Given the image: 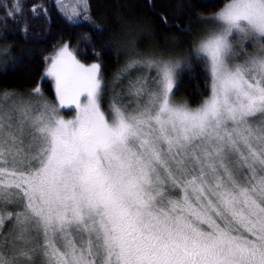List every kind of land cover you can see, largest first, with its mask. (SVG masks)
Segmentation results:
<instances>
[{
    "label": "snow or ice",
    "instance_id": "1",
    "mask_svg": "<svg viewBox=\"0 0 264 264\" xmlns=\"http://www.w3.org/2000/svg\"><path fill=\"white\" fill-rule=\"evenodd\" d=\"M56 5L92 22L89 0ZM202 22L199 107L174 100L180 60L135 52L105 111L101 64L67 43L45 76L74 119L40 87L0 91V264H264V0H226Z\"/></svg>",
    "mask_w": 264,
    "mask_h": 264
},
{
    "label": "trees",
    "instance_id": "2",
    "mask_svg": "<svg viewBox=\"0 0 264 264\" xmlns=\"http://www.w3.org/2000/svg\"><path fill=\"white\" fill-rule=\"evenodd\" d=\"M224 3L226 0H89L92 22L77 25L61 15L56 0H20L23 13L15 21L4 18V8L13 0H0V45L13 51L6 67H0V91L29 93L42 84L45 94L55 98L54 83L43 74L46 58L65 43L76 50L81 62H99L105 83L111 81L127 63L125 39L138 35L139 48L154 39L159 46L172 40L182 57L187 56L176 94L197 106L209 95L210 75L206 63L196 59V31L206 27L202 17L215 13ZM35 6L40 7L36 13ZM82 34L91 38V46H85ZM17 59L21 62L14 64Z\"/></svg>",
    "mask_w": 264,
    "mask_h": 264
},
{
    "label": "rangeland",
    "instance_id": "3",
    "mask_svg": "<svg viewBox=\"0 0 264 264\" xmlns=\"http://www.w3.org/2000/svg\"><path fill=\"white\" fill-rule=\"evenodd\" d=\"M64 2L68 6L69 10L71 9V7H73L75 5V0H64ZM15 3H16V0H13V4H15ZM19 4H20V0H19ZM20 6L21 7H24L23 4L20 5ZM35 8L38 9V10L40 9L39 6L38 7L35 6ZM204 30H206V27H205ZM204 30L202 28H200V29H198L196 31V36L198 37L197 38V41L203 35V33L205 32ZM137 37H138V35H133L131 38H126L125 41H124V45H126V47H125L126 48V51H128L127 52V55H128L127 56V62H128V59H129L130 54L135 53V52H139L140 54H144V55L151 54V53H155L157 55H163L166 58H171L173 60H180L181 63H182V68H183V65L186 63L185 59L187 58V56L186 57L185 56L182 57V54L177 50L176 47H174V42L172 40H169L164 46H159L158 45V41L154 39L152 42L148 41L147 45L143 46L142 48H139V47H137L138 44H139L137 42L138 41L137 40ZM62 46L63 45H60L59 47H62ZM59 47L56 50H58ZM69 47H70V50H72L74 52V54L76 55L77 59L80 61V59L77 56L76 50L73 47H71L70 45H69ZM257 47H259V46L258 45H253L252 47H248L247 48V51L249 53H251ZM5 48H10L11 49V53L13 52L12 51V47H6L4 45H0V50H3ZM53 55H55V50L48 56L47 67L50 65V63H51V59L50 58ZM81 63L85 64L86 66L91 65V64L84 63V62H81ZM95 63H99V62H95ZM6 64H7V62H5L4 56L3 55H0V67L5 68L6 67ZM182 68L178 70V76L179 77L181 75ZM135 75H136V73H135V71H133L131 78L134 79L135 78ZM43 76H44V78L46 77L45 76V72H44ZM46 78H48V77H46ZM48 79H51V78H48ZM113 80L111 79V81L109 80V81L106 82L107 87L105 89V93H104V97H103V101H102V108L105 111L108 110L109 96H110V94L112 92ZM52 81L54 83V80H52ZM210 84H211V78H210ZM126 85H127V78L124 79L123 85H117V90H119L121 87H125ZM54 86H55V83H54ZM38 87L41 88V92L43 94V99L47 100L50 104L56 105L58 107L59 114H60V116L63 119H65V120H72V119L75 118V116L77 114V111H76L74 105H64V106H60L57 96H55V98H50V97H48L45 94V92L43 90V87H42V84H39ZM10 91H12V90H10ZM15 91L16 92H19V93L27 94V93H25L23 91H18V90H15ZM30 92H32V90ZM178 94L179 93H177V94L175 93V96H174L175 102H177V103H186V100H184V98L181 96V94L180 95H178ZM209 95H210V92H209ZM208 96L205 99H207ZM81 99L83 100V97H81ZM205 99H203V101ZM200 104H198L197 106H190L189 104L188 105L190 107H192V108H196V107H199Z\"/></svg>",
    "mask_w": 264,
    "mask_h": 264
}]
</instances>
